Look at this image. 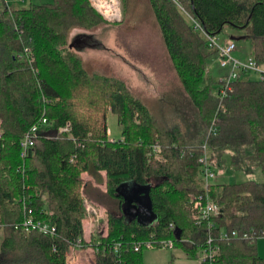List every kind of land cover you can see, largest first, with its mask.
I'll return each instance as SVG.
<instances>
[{
	"label": "trees",
	"instance_id": "obj_1",
	"mask_svg": "<svg viewBox=\"0 0 264 264\" xmlns=\"http://www.w3.org/2000/svg\"><path fill=\"white\" fill-rule=\"evenodd\" d=\"M149 1L187 93V111L179 107L184 128L162 125L122 78L89 72L78 48L70 47L73 29L92 31L108 22L90 0L0 6V264H69L72 250L89 246L94 264H144L146 247L135 246L163 238L194 259L210 234L220 246L214 264H264L256 245L264 236V178L216 182L203 174L208 164L214 171L260 167L264 176V79L242 71L223 93V78L207 72L218 53L209 36L228 27L250 40L251 55L264 65V0ZM88 98L103 104L88 114L81 107ZM107 101L122 125L118 140L108 135ZM37 122L35 143L23 157L20 142ZM156 140L165 159L155 155ZM126 181L151 185L155 221L128 218L118 191ZM200 194L220 211L197 223L191 196ZM84 199L106 208L107 231L91 240ZM29 208L55 232L18 226ZM221 229L239 235L220 238ZM175 258L165 264H188Z\"/></svg>",
	"mask_w": 264,
	"mask_h": 264
},
{
	"label": "rangeland",
	"instance_id": "obj_2",
	"mask_svg": "<svg viewBox=\"0 0 264 264\" xmlns=\"http://www.w3.org/2000/svg\"><path fill=\"white\" fill-rule=\"evenodd\" d=\"M10 1L12 2V0ZM24 2L28 3L29 0H24ZM121 8L122 19L120 21L107 20L108 22L92 31L73 29L72 37L79 36L77 32H87L84 45L77 50L85 67L91 73L114 74L122 78L132 93L146 102L162 125L171 126L180 123L182 127H185V123L180 118L182 113L179 111V107L184 108L181 109L184 112L187 111L184 106L188 102L187 93L165 47L150 1L122 0ZM231 34L240 35L241 33L236 28L228 27L218 35V38L225 42ZM251 52L252 46L249 39L240 38L236 40V49L233 52L236 57L245 58L251 55ZM210 71L217 77H222L229 73V67L221 66L216 54L210 58L207 72ZM257 76L259 77V74L256 72L251 73L253 79H256ZM86 101L89 103L84 102L81 107L88 114L93 112L96 105L103 104L96 101L91 103L89 98ZM108 101L106 102L108 135L112 140H118L123 137L122 125L118 115L107 104ZM158 141L155 142L158 143ZM160 148L161 145L155 146V155L159 159H165ZM227 157L228 161L229 154ZM104 174L103 171L105 180ZM83 175L85 179L94 180L93 176L86 172ZM263 178L260 167L236 169L227 165L225 168L216 167L215 176L211 180L240 182L247 179L263 180ZM101 187L105 189L106 183H102ZM84 207L86 210V217L83 219L85 237L87 240H91V237L97 232L107 231L106 208L98 202L94 203L88 199H84ZM2 235L3 229L0 225V240ZM172 254H175V259L178 262L201 264L200 256L194 259L188 258L179 245L173 248H146L143 254L144 264H165L171 259ZM94 258V250L89 246L77 248L76 253L71 256V261H69L71 264L75 262L93 264Z\"/></svg>",
	"mask_w": 264,
	"mask_h": 264
},
{
	"label": "built area",
	"instance_id": "obj_3",
	"mask_svg": "<svg viewBox=\"0 0 264 264\" xmlns=\"http://www.w3.org/2000/svg\"><path fill=\"white\" fill-rule=\"evenodd\" d=\"M92 5L108 20L112 22L120 21L122 19V0H90ZM196 25H200L196 22ZM210 45L216 47L218 50L217 56L219 57L220 64L223 67H229V73L226 76H222L224 85L222 92L230 87L231 82L240 76L242 71H254L259 74L261 79H264V65L258 64L257 60L253 55H249L245 58L236 57L233 53L236 49V41L234 39L228 38L225 42L219 40L218 35L209 36ZM46 118L42 119L45 122ZM39 127V122L33 124L31 128L27 131L25 136L22 138L21 144V156L25 157L28 153L29 148L35 143V138L37 136V130ZM62 130H68L69 124L61 128ZM157 147V144L155 145ZM159 146V145H158ZM207 156V155H206ZM206 156L202 158L203 161L206 160ZM205 179L208 181L210 178L215 176V171L210 168L208 164L205 165L203 170ZM191 198L196 200L194 218L197 223H201L203 220H210L212 216L216 215L220 211V206L214 202L208 194L205 196L200 194L199 196L192 195ZM90 205V204H89ZM91 207V205H90ZM93 207V206H92ZM24 230H31L32 228H39L40 230L47 233H54L56 228L54 225H49L46 222L37 221L32 216V209L29 208V214L25 217L22 223L18 224ZM174 227L173 224H171ZM213 226V224H211ZM237 230L228 231L226 229H221L219 231L220 238H229L238 236ZM248 234L245 233L243 237H247ZM78 244L81 243V239H78ZM157 244H161V247L173 248L175 246V241L173 238H163L158 241L148 239L139 242L135 249L139 250L141 246L146 248L156 247ZM121 243L115 244V251L119 250ZM220 253V246L216 242V236L210 234L207 239V244L201 252L200 260L201 262H211L214 264L218 259Z\"/></svg>",
	"mask_w": 264,
	"mask_h": 264
},
{
	"label": "water",
	"instance_id": "obj_4",
	"mask_svg": "<svg viewBox=\"0 0 264 264\" xmlns=\"http://www.w3.org/2000/svg\"><path fill=\"white\" fill-rule=\"evenodd\" d=\"M243 36L232 35L231 39L238 40ZM84 40L79 36L75 37L70 43V47L79 48ZM150 184L139 185L134 182H123L118 191L123 195V209L128 218H136L142 224H150L156 220L157 214L151 207Z\"/></svg>",
	"mask_w": 264,
	"mask_h": 264
},
{
	"label": "crops",
	"instance_id": "obj_5",
	"mask_svg": "<svg viewBox=\"0 0 264 264\" xmlns=\"http://www.w3.org/2000/svg\"><path fill=\"white\" fill-rule=\"evenodd\" d=\"M32 0H29V2H31ZM28 2V3H29ZM8 4V5H12V4H15V5H19V6H22V5H26L28 3L24 2V0L20 1V0H12V2L10 0H0V6H3L4 4ZM232 35H235V34H231L228 36V38H231ZM87 36V34H86ZM84 41H86L85 38H83ZM84 43H82L81 46H83ZM80 46V47H81ZM111 139V138H110ZM112 140V139H111ZM86 235V233H85ZM256 245H257V249H258V252L259 254L264 258V236H260L257 238L256 240ZM77 249H74L72 250V252L69 254V260L71 261V256H74V254L76 253ZM94 260V259H93ZM69 261V264H71V262ZM80 261V260H79ZM74 264H80V262L78 263H74ZM94 264V263H93Z\"/></svg>",
	"mask_w": 264,
	"mask_h": 264
},
{
	"label": "flooded vegetation",
	"instance_id": "obj_6",
	"mask_svg": "<svg viewBox=\"0 0 264 264\" xmlns=\"http://www.w3.org/2000/svg\"><path fill=\"white\" fill-rule=\"evenodd\" d=\"M79 38H80L81 40H84L83 38H85V36H79Z\"/></svg>",
	"mask_w": 264,
	"mask_h": 264
}]
</instances>
